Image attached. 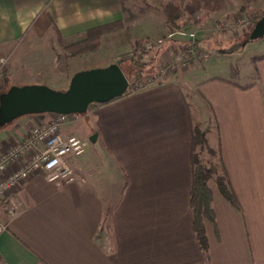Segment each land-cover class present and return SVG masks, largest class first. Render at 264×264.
<instances>
[{"label":"crops","instance_id":"crops-1","mask_svg":"<svg viewBox=\"0 0 264 264\" xmlns=\"http://www.w3.org/2000/svg\"><path fill=\"white\" fill-rule=\"evenodd\" d=\"M128 1L0 0V58L9 59V72L25 75L8 85H69L67 73L60 80L47 75L48 63L56 60L54 27L68 38L123 21ZM166 2L140 0L162 14ZM222 3L204 24L202 36L214 39L197 37L211 53L207 60L71 116L65 136H95L86 139L87 152L73 160L80 178L49 182L38 172L0 201L5 225L0 264H264V49L247 74L224 66L225 55L209 51L221 34L216 27L222 18L236 10L242 16L245 10L264 11V0ZM146 15L144 10L134 20H146L142 38L170 39L164 16L153 26ZM88 68L79 67L72 76ZM195 112L214 125L206 140L218 149L239 203L236 208L222 195L215 178L209 182L215 224L205 221L207 254L194 231L190 204ZM51 116H23L0 130V153Z\"/></svg>","mask_w":264,"mask_h":264},{"label":"rangeland","instance_id":"rangeland-1","mask_svg":"<svg viewBox=\"0 0 264 264\" xmlns=\"http://www.w3.org/2000/svg\"><path fill=\"white\" fill-rule=\"evenodd\" d=\"M168 1H173L182 7L186 4L184 3V0H180L179 2L178 0H167V2ZM127 6H129L134 13H137L141 8H144L145 15L147 14L146 16L152 19L150 20L149 23L153 26L162 23V16H164L162 12L153 7L147 5L145 6L141 5L140 0H132V2H129ZM236 11H237L236 13H233L235 11H232L233 15H228L219 21L216 30L221 34L219 33L220 34L219 36H215L216 40H212L215 43V44L212 43L213 44L212 48L214 49L211 48L212 50L209 51L212 52L213 56L225 55L223 59L224 66L228 65L230 66V69L231 67L233 68L239 67L242 70V73L244 72L245 74H247L248 69L250 68V63L255 58L254 56L264 49V37L253 41L249 39L250 33L255 23L257 22L256 21L253 23L252 19H254L255 16L257 15L264 13V11L249 12L245 10L243 14L246 16V18L250 20L251 26H249L248 28L247 27L243 28V26L241 25L239 27L236 26L238 30L236 32H232L230 31V29H228V27L230 25H237L240 16H242L241 13L238 12V10ZM200 15H201L200 13H196L193 15L187 14L183 18V22L186 23L191 30L196 31V38L201 37L203 39H206L212 37V39H214L213 36H209V37L202 36L204 30V24L207 21H206V17L203 19L201 18L199 20L196 19L197 16ZM143 22L142 19L131 23L129 22L126 24L127 25L126 27L123 26L124 28L122 29H118V30L116 29L109 32L108 35L104 37L103 41H101V47L99 50L85 55H70L62 48L61 44H59L57 41H54V45L56 49L53 50L54 52L52 53V57H54V59L56 58V60L52 61L51 63L50 62L48 63L47 75L48 76L52 75V77H54L55 79L60 80V78L64 77V75L67 73L71 78L73 72L79 67L84 66L86 68L89 67L88 69H93V68H101L102 65L109 66L110 64L113 63L121 65L123 69H125L128 66L127 62L133 60L134 58L139 56V59L147 60L151 55L157 57L158 59L156 65V69H157L161 64V61H163V59L167 57L165 53L169 49H171L172 47L178 48L180 45L186 44L187 40H189L187 36H181V35L178 36L179 39L177 41L175 40L178 43L176 42L171 43V39L170 40L166 39L165 36H161V37L159 36L158 38H153V37L142 38L141 35L146 32V28ZM225 24H227V26L223 27V25ZM201 29H202V33L199 32L201 31ZM159 40H162V43H159ZM138 45H140L141 47L139 48ZM150 45L152 46V48L148 49L147 46ZM136 47L139 48L137 52H135ZM144 49L145 51H147L146 53L145 52L142 53ZM208 54L210 56L211 53ZM207 59L208 58L202 59L201 61H205ZM187 69L184 70L180 69L178 70V72L182 73ZM23 77H25V75L20 76V74H16L14 70L12 72H9L8 70L3 81L0 83V88H1L0 93L7 91V89H9V87L12 86V85H8L9 81L20 82V80H22ZM23 85H32V84H23ZM54 85L58 87V88H53L56 90H66L69 87V85L67 84H63V85L54 84ZM96 107L97 105H93L87 112L89 111L93 112ZM194 116L196 117L194 118L197 119L196 120L197 126H200L201 130L205 131V138H206V131H210V129L214 130L213 123L207 122L205 124L204 119L201 118L203 116H200V112H195ZM51 120H52V116L49 117V119H47L45 122H49ZM15 121H12L3 127H0V130L10 128L13 122ZM42 123H38V124H42ZM85 125L89 129L92 126L89 121L86 122ZM91 135L93 136L94 134L92 133ZM90 137L91 136H89L86 139L90 140L89 139ZM209 143L207 142V146H205L202 149L198 148L197 152H199L200 159H202L208 165H215L219 171V174H222L223 172L220 168L219 151L215 146Z\"/></svg>","mask_w":264,"mask_h":264},{"label":"built area","instance_id":"built-area-1","mask_svg":"<svg viewBox=\"0 0 264 264\" xmlns=\"http://www.w3.org/2000/svg\"><path fill=\"white\" fill-rule=\"evenodd\" d=\"M196 19H200L197 16ZM249 27L250 20L240 16L237 25H230L228 29L236 32V26ZM226 27L227 24L223 25ZM187 36L186 44L178 48H171L165 54L157 68V75L145 76L136 82L132 92H136L147 85L157 83L160 77L167 74V70L187 69V57L193 51V43L197 40L196 31L186 24L182 29L170 34L172 39L176 36ZM169 39V40H170ZM162 43V40H159ZM148 49L152 46H147ZM209 54L204 51L199 60L206 59ZM9 68V59L0 58V83L3 81ZM52 120L38 124L31 128L27 134L14 142L0 153V201L13 195L20 185L35 173L41 172L49 182H75L80 176L73 165V160L81 158L88 149V141L79 136H65L63 126L70 121L72 115L51 114ZM84 180V177L81 176ZM16 206L11 211L15 213ZM5 225L0 221V236Z\"/></svg>","mask_w":264,"mask_h":264},{"label":"trees","instance_id":"trees-1","mask_svg":"<svg viewBox=\"0 0 264 264\" xmlns=\"http://www.w3.org/2000/svg\"><path fill=\"white\" fill-rule=\"evenodd\" d=\"M122 7L124 13L126 14V17L123 21L98 26L89 29L77 36L68 38L62 37L59 34L58 30L54 27L56 41L61 44L62 48L70 55H85L99 50L101 47L103 35L113 30L121 29L126 23L132 22L143 16V9L135 14L131 12L130 8L126 7L124 3ZM221 7H223L222 0H204L196 4L187 2L183 7L173 1H168L163 5V15L169 27V30L171 31V33H173L182 29L186 25V23L183 22V18L185 17V15L200 13V19H203L207 17L211 12L220 9ZM263 14L264 13H261L260 15L255 16V18L252 19V22H256L263 16ZM138 47L140 48L141 46L138 45ZM138 47H136L135 52L138 51ZM144 52L146 53L147 51H145L144 49L142 53ZM203 52V47L199 44V41L196 40L193 43L192 53L188 54V57L186 59L187 62L191 64L194 61L199 60ZM263 57L264 56H262V58ZM157 61V57L153 55H151L147 60H141L138 56L133 60L127 62L128 66L125 69H123V67L120 65L129 80V88L126 94H124L123 96L131 93L133 87L136 85V82L142 80L145 76L157 75ZM171 71L172 69L169 68L167 70V74ZM93 105L98 106L100 104H91L88 110ZM205 146H207L205 131L201 130L200 126H197L192 131V186L190 191V204L193 212L194 231L201 248L203 249L204 253L207 254L208 240L206 236L205 221L208 220L215 224V214L212 208V192L209 186V182L215 178L217 186L222 195L236 208L239 207V203L231 188L226 170L221 160L220 153V168L223 172L222 174H219V171L215 165H208L202 159H200L197 149H202Z\"/></svg>","mask_w":264,"mask_h":264},{"label":"water","instance_id":"water-1","mask_svg":"<svg viewBox=\"0 0 264 264\" xmlns=\"http://www.w3.org/2000/svg\"><path fill=\"white\" fill-rule=\"evenodd\" d=\"M264 37V14L255 23L249 39ZM129 80L120 65L76 72L66 90L43 84L12 85L0 93V127L33 114H85L91 104H104L126 94ZM91 136L90 140H94Z\"/></svg>","mask_w":264,"mask_h":264}]
</instances>
